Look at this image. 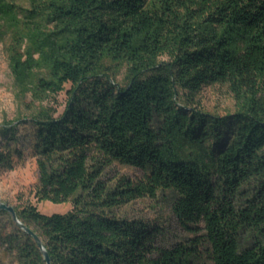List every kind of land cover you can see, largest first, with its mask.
Here are the masks:
<instances>
[{
    "label": "trees",
    "instance_id": "16d2710c",
    "mask_svg": "<svg viewBox=\"0 0 264 264\" xmlns=\"http://www.w3.org/2000/svg\"><path fill=\"white\" fill-rule=\"evenodd\" d=\"M0 37L28 112L0 125V171L24 161L30 126L34 198L72 205L12 206L51 264H264V0H0ZM66 84L55 116L42 103ZM212 85L233 112L199 107ZM114 165L141 177L109 183ZM158 196L190 237L163 247L161 227L115 213ZM9 219L16 264H45Z\"/></svg>",
    "mask_w": 264,
    "mask_h": 264
},
{
    "label": "rangeland",
    "instance_id": "374dc122",
    "mask_svg": "<svg viewBox=\"0 0 264 264\" xmlns=\"http://www.w3.org/2000/svg\"><path fill=\"white\" fill-rule=\"evenodd\" d=\"M124 71L116 75L120 83H124ZM70 84H66L64 89L56 96L49 98L42 104L53 108L56 111L55 116L62 113L66 101L69 97ZM199 107L209 113L224 116L234 111V101L228 92L227 87L223 85H212L203 87L198 95ZM26 103L31 104L30 98ZM37 105V103H36ZM19 113L26 115L27 107H19L15 98L13 78L8 67V63L3 52L2 39L0 37V125L6 121L14 120ZM17 135L20 138L21 145L25 149L24 161L12 170L0 171V202L9 206H21L25 202L34 204L38 211L44 215L64 214L72 209L70 203L55 204L49 201L37 202L34 198V188L37 183V168L35 158L31 154V130L30 126L19 125ZM127 177L138 179L141 172L135 168L120 167L114 165L107 170L105 180L114 183L115 179ZM119 217L129 220L140 221L144 224H155L163 229V236L157 237V244L163 247L182 241L191 235L183 230L176 219L170 214L166 202L160 196L156 199L148 197L136 198L118 208L115 211ZM8 215H0V235L10 231L11 221ZM0 264H16L14 255L5 249L0 242Z\"/></svg>",
    "mask_w": 264,
    "mask_h": 264
},
{
    "label": "water",
    "instance_id": "95a60500",
    "mask_svg": "<svg viewBox=\"0 0 264 264\" xmlns=\"http://www.w3.org/2000/svg\"><path fill=\"white\" fill-rule=\"evenodd\" d=\"M0 210L6 211L7 213H9L15 225L19 227L21 230H23L27 235L32 237V239L34 240V242L36 243L37 247L39 248L41 252V255L43 257L45 264H51L49 254L46 251L41 238L36 233H34L29 227L25 226L18 219L14 208L12 206L7 205L6 203L0 202Z\"/></svg>",
    "mask_w": 264,
    "mask_h": 264
}]
</instances>
